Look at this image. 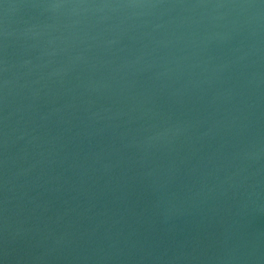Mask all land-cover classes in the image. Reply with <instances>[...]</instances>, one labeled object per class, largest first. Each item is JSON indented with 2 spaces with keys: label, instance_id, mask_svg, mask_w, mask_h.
I'll return each instance as SVG.
<instances>
[{
  "label": "water",
  "instance_id": "water-1",
  "mask_svg": "<svg viewBox=\"0 0 264 264\" xmlns=\"http://www.w3.org/2000/svg\"><path fill=\"white\" fill-rule=\"evenodd\" d=\"M0 264H264V0H0Z\"/></svg>",
  "mask_w": 264,
  "mask_h": 264
}]
</instances>
